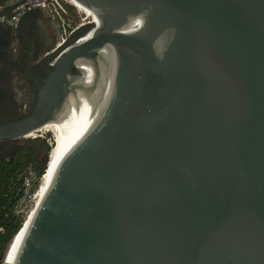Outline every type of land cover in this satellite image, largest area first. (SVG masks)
Here are the masks:
<instances>
[{
    "label": "water",
    "instance_id": "water-1",
    "mask_svg": "<svg viewBox=\"0 0 264 264\" xmlns=\"http://www.w3.org/2000/svg\"><path fill=\"white\" fill-rule=\"evenodd\" d=\"M77 1L89 37L0 124L53 119L61 160L9 264H264V0Z\"/></svg>",
    "mask_w": 264,
    "mask_h": 264
},
{
    "label": "flooded vegetation",
    "instance_id": "flooded-vegetation-1",
    "mask_svg": "<svg viewBox=\"0 0 264 264\" xmlns=\"http://www.w3.org/2000/svg\"><path fill=\"white\" fill-rule=\"evenodd\" d=\"M43 48L35 34L14 44L7 31L0 27V59L8 70L6 77L0 76V124L21 118L34 105L36 89L50 70L53 60L51 56L42 55ZM43 144V139L35 142H19L17 139L0 141V160L23 153L25 156L32 155L37 161L36 156L47 154Z\"/></svg>",
    "mask_w": 264,
    "mask_h": 264
},
{
    "label": "built area",
    "instance_id": "built-area-1",
    "mask_svg": "<svg viewBox=\"0 0 264 264\" xmlns=\"http://www.w3.org/2000/svg\"><path fill=\"white\" fill-rule=\"evenodd\" d=\"M78 10L72 5L70 0H6L0 4V24L7 25L12 30H17L23 17L34 11L41 12L49 21L55 38L52 47L44 56L56 54L64 45L74 40L78 33L90 22L79 24L71 28L70 16L72 11ZM80 33L75 42L80 41ZM55 59L50 63L53 64ZM41 180V179H40ZM37 172L32 167L24 170L22 179L21 197L19 198L14 212L17 215H26L25 209L34 202L37 190L35 189L37 181ZM39 187V186H38Z\"/></svg>",
    "mask_w": 264,
    "mask_h": 264
},
{
    "label": "trees",
    "instance_id": "trees-1",
    "mask_svg": "<svg viewBox=\"0 0 264 264\" xmlns=\"http://www.w3.org/2000/svg\"><path fill=\"white\" fill-rule=\"evenodd\" d=\"M51 147L46 145L47 155ZM45 161L39 165L32 155L25 156L18 153L10 159L0 160V257L7 250L12 238L20 230L26 216L17 215L14 210L21 197L24 170L32 167L40 180L45 170ZM37 181L35 189H38Z\"/></svg>",
    "mask_w": 264,
    "mask_h": 264
},
{
    "label": "bare ground",
    "instance_id": "bare-ground-1",
    "mask_svg": "<svg viewBox=\"0 0 264 264\" xmlns=\"http://www.w3.org/2000/svg\"><path fill=\"white\" fill-rule=\"evenodd\" d=\"M70 1H71L72 5H74V7H76L78 12L83 14L84 22H86L87 20L93 24L97 22L96 16L92 10L88 9L87 7H85L84 5L79 3L77 0H70ZM90 33L91 32H88L82 39H80V41L88 38ZM43 131L52 133V136L54 138V144H53L52 149H51L50 154H49L46 171L44 172V175L40 180V185L37 189V193H36L35 200H34V205H33L32 209L30 210V212L26 215L29 217L26 220V223L20 228L18 233L13 237V240L11 241L9 247L7 248V251L5 252V256H4L2 264H9V261L11 259L12 254H13V251H14V249H15L26 225L28 224V222H29V220L33 214V210L38 205V203L42 199L43 195L45 194V192L49 188L52 180L54 179V177L56 175L58 165L61 162L60 159H57L58 150H59V130H58L56 122L53 119L51 121H49L48 123H46L42 128H40L36 132L28 135L27 137L28 138H34L37 133H40Z\"/></svg>",
    "mask_w": 264,
    "mask_h": 264
},
{
    "label": "crops",
    "instance_id": "crops-1",
    "mask_svg": "<svg viewBox=\"0 0 264 264\" xmlns=\"http://www.w3.org/2000/svg\"><path fill=\"white\" fill-rule=\"evenodd\" d=\"M34 34L44 46V52L42 54L44 55L52 47L55 35L50 27L49 21L39 11H34L23 17L19 28L13 30L12 39L14 40V44H18L21 40L26 39L28 35L32 36ZM23 60L25 61L26 57ZM7 71L5 63L0 59V76L2 78L6 77L8 75ZM17 94L21 96V93L17 92Z\"/></svg>",
    "mask_w": 264,
    "mask_h": 264
},
{
    "label": "rangeland",
    "instance_id": "rangeland-1",
    "mask_svg": "<svg viewBox=\"0 0 264 264\" xmlns=\"http://www.w3.org/2000/svg\"><path fill=\"white\" fill-rule=\"evenodd\" d=\"M69 18H70V20H72L71 21V28H74V27L78 26L79 24L84 23V16H83V14H81L79 12L77 13L75 10L72 11L71 16ZM35 137L37 139H43V141H44V144H43L44 147H45V145L51 147V144H52V146L54 144V138L52 136V133H50V132L43 131V132L37 133ZM32 140H33V138H28V137L17 139V141H19V142H25V141L33 142ZM29 144L31 145L32 143H29ZM46 157L49 158V156L47 154H44L43 156H36V159H37L38 164L41 165L44 162V159H46ZM33 205H34V202H31V204L28 206V208L25 209L26 215L30 212V210L32 209ZM28 217L29 216H26L24 222H26V220L28 219Z\"/></svg>",
    "mask_w": 264,
    "mask_h": 264
}]
</instances>
